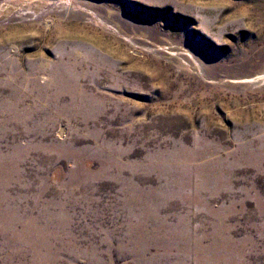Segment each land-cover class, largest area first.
Wrapping results in <instances>:
<instances>
[{
  "label": "rangeland",
  "instance_id": "374dc122",
  "mask_svg": "<svg viewBox=\"0 0 264 264\" xmlns=\"http://www.w3.org/2000/svg\"><path fill=\"white\" fill-rule=\"evenodd\" d=\"M0 264H264V0H0Z\"/></svg>",
  "mask_w": 264,
  "mask_h": 264
},
{
  "label": "bare ground",
  "instance_id": "6f19581e",
  "mask_svg": "<svg viewBox=\"0 0 264 264\" xmlns=\"http://www.w3.org/2000/svg\"><path fill=\"white\" fill-rule=\"evenodd\" d=\"M254 78L260 80V79H262L263 77H262V75L257 74V75L254 76ZM199 170H200V168H199ZM197 172H198V171H197ZM200 176H201V175H200Z\"/></svg>",
  "mask_w": 264,
  "mask_h": 264
}]
</instances>
